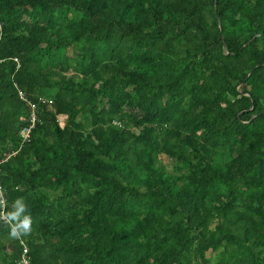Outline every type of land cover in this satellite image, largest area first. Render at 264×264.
<instances>
[{"label":"trees","instance_id":"16d2710c","mask_svg":"<svg viewBox=\"0 0 264 264\" xmlns=\"http://www.w3.org/2000/svg\"><path fill=\"white\" fill-rule=\"evenodd\" d=\"M5 154L0 264H264V0H0Z\"/></svg>","mask_w":264,"mask_h":264},{"label":"built area","instance_id":"2783aa9c","mask_svg":"<svg viewBox=\"0 0 264 264\" xmlns=\"http://www.w3.org/2000/svg\"><path fill=\"white\" fill-rule=\"evenodd\" d=\"M13 61L15 62L16 60L13 59ZM18 95V99L21 100L22 102H26L25 105H27L30 109V115H29V126L28 128L23 129L20 132L21 137L24 139L27 137L29 129L32 127L34 121H35V116H34V107L32 105L29 104V102L26 101L24 95L21 92H17ZM8 158V156H4L3 159H0V164L5 161ZM6 206V200H5V191L2 189L1 185H0V220H4L6 221V219L4 218V208ZM7 222V221H6ZM21 245V254H20V259L18 261V264H29V259L27 257V249L23 244Z\"/></svg>","mask_w":264,"mask_h":264},{"label":"rangeland","instance_id":"374dc122","mask_svg":"<svg viewBox=\"0 0 264 264\" xmlns=\"http://www.w3.org/2000/svg\"><path fill=\"white\" fill-rule=\"evenodd\" d=\"M57 122L60 126H62L63 125V118L58 117ZM159 161H160V163H158V164H161L165 168V171L170 172L172 170L171 166H169L170 164L168 165L167 162H163L160 158H159ZM211 256H212V254L208 253L207 258H210Z\"/></svg>","mask_w":264,"mask_h":264},{"label":"clouds","instance_id":"9594fccd","mask_svg":"<svg viewBox=\"0 0 264 264\" xmlns=\"http://www.w3.org/2000/svg\"><path fill=\"white\" fill-rule=\"evenodd\" d=\"M113 123L116 124L115 122H113ZM11 154H14V153H11ZM4 156H9V155H8V154H5V155H3V156L1 157V159H3ZM7 159H8V158H7ZM7 159H6V160H7ZM6 160H5V161H6ZM3 162H4V161H3ZM3 162H2V163H3ZM28 231H29V230H28ZM28 231H27V232H28ZM27 232H26V233H27Z\"/></svg>","mask_w":264,"mask_h":264},{"label":"water","instance_id":"95a60500","mask_svg":"<svg viewBox=\"0 0 264 264\" xmlns=\"http://www.w3.org/2000/svg\"><path fill=\"white\" fill-rule=\"evenodd\" d=\"M224 49V48H223ZM249 74V73H248Z\"/></svg>","mask_w":264,"mask_h":264}]
</instances>
